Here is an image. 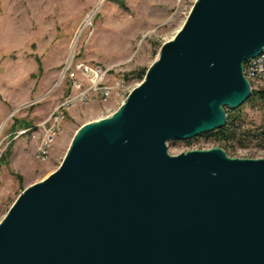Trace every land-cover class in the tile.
I'll return each instance as SVG.
<instances>
[{
  "label": "water",
  "instance_id": "1",
  "mask_svg": "<svg viewBox=\"0 0 264 264\" xmlns=\"http://www.w3.org/2000/svg\"><path fill=\"white\" fill-rule=\"evenodd\" d=\"M264 51V0H196L111 116L0 222V264H264V159L171 156L227 124Z\"/></svg>",
  "mask_w": 264,
  "mask_h": 264
},
{
  "label": "rangeland",
  "instance_id": "2",
  "mask_svg": "<svg viewBox=\"0 0 264 264\" xmlns=\"http://www.w3.org/2000/svg\"><path fill=\"white\" fill-rule=\"evenodd\" d=\"M0 0V222L18 196L61 164L77 130L111 116L140 83L187 19L196 0ZM108 71L107 84L121 86L107 101L86 102L67 78L75 64ZM129 75V79L125 76ZM74 106L64 107L67 100ZM261 110L245 105L248 128L262 122ZM57 118V119H56ZM31 125L14 130V122ZM56 133L45 162L36 150L45 132ZM220 148L195 138L168 143L178 156ZM229 157L264 159V144L233 147Z\"/></svg>",
  "mask_w": 264,
  "mask_h": 264
},
{
  "label": "built area",
  "instance_id": "3",
  "mask_svg": "<svg viewBox=\"0 0 264 264\" xmlns=\"http://www.w3.org/2000/svg\"><path fill=\"white\" fill-rule=\"evenodd\" d=\"M67 78L71 81L72 87L77 91H82V84L79 83L80 75L87 84V88L81 94V97L87 99L86 102L101 100L107 101L110 96L120 88V84H107L108 71L100 66L87 65L84 63L75 64V68H67ZM243 73L249 81L252 91L264 90V51L255 59L249 60L243 64ZM75 100L69 99L65 102L64 107L74 106ZM57 119V118H56ZM56 133L53 128L45 132L44 137L39 144L36 155L40 162H45L49 156V149L53 143Z\"/></svg>",
  "mask_w": 264,
  "mask_h": 264
},
{
  "label": "trees",
  "instance_id": "4",
  "mask_svg": "<svg viewBox=\"0 0 264 264\" xmlns=\"http://www.w3.org/2000/svg\"><path fill=\"white\" fill-rule=\"evenodd\" d=\"M115 3H119L117 0H110ZM146 72H140L137 74L138 82H141L145 77ZM125 79H129V75L125 76ZM245 105H251L257 107L262 114V122L254 128H248L246 126L245 119L242 115V109ZM241 108L235 111H227V124L221 130H217L208 134L200 136L208 141H213L219 144L226 154L229 156V151L233 152V147L246 148L250 142L257 141L264 144V90L252 91L250 99L245 102ZM16 123L18 125H16ZM14 130L17 128L21 130H30L31 125L26 122L17 121L14 122ZM186 143H190L187 141Z\"/></svg>",
  "mask_w": 264,
  "mask_h": 264
}]
</instances>
